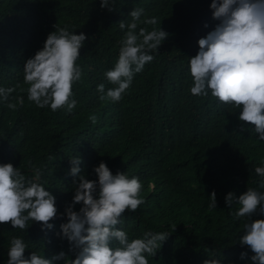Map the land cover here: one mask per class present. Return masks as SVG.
<instances>
[{
  "label": "trees",
  "instance_id": "1",
  "mask_svg": "<svg viewBox=\"0 0 264 264\" xmlns=\"http://www.w3.org/2000/svg\"><path fill=\"white\" fill-rule=\"evenodd\" d=\"M212 0H115L114 10L100 7L101 0H0V87L23 83L24 65L43 48L49 33L69 26L88 39L80 49L81 81L73 85L77 101L71 113L64 108H37L19 89L9 100L22 95L24 105L13 111L0 99V163H11L29 178L32 165L41 170L40 182L56 198L57 217L51 230L41 231L39 222L29 221L26 230L0 224V264H7L12 237L25 240V257L31 252L51 259L60 251L75 259L67 239L61 238L60 214L72 202L74 179L70 160L80 157V175L97 180L93 168L106 163L111 172L136 176L142 183L145 203L136 212L126 211L118 229L130 239L145 232H166L157 254L149 264H252L254 253L239 244L248 217H237L239 204H225L232 192L238 198L248 188L259 187L257 166H264V141L255 126L238 119L240 109L211 95L194 96L189 58L198 50V40L214 30ZM143 8L141 21L153 16L161 22L153 27L168 37L158 54L136 73L118 102L99 99L97 85L105 94L115 87L105 77L119 55L120 41L131 22L128 15ZM208 27L205 28L204 25ZM97 117L96 123L89 119ZM243 124L244 130L241 131ZM216 192V208H210ZM81 204L75 205L79 211ZM253 220L264 219L259 212ZM113 247L118 246L113 242ZM246 252L245 259H241ZM54 264H65L64 260Z\"/></svg>",
  "mask_w": 264,
  "mask_h": 264
},
{
  "label": "clouds",
  "instance_id": "2",
  "mask_svg": "<svg viewBox=\"0 0 264 264\" xmlns=\"http://www.w3.org/2000/svg\"><path fill=\"white\" fill-rule=\"evenodd\" d=\"M115 0H101L100 7L113 11ZM212 17L219 21L214 30L198 40L199 50L189 58L194 96L211 95L225 104L240 109L238 119L255 126L259 141H264V0H212ZM143 8H136L128 15L131 22L121 20L119 28L125 30L120 41L118 59L111 70L105 72L107 80L115 85L105 94V85H97L101 93L99 99L118 102L132 84L136 73L143 71L145 65L158 54V48L168 37L161 27L148 30L138 29V24L155 26L161 22L157 17L141 21ZM208 27L207 24L204 25ZM48 34L43 48L24 65L23 83L14 87H0V99L13 111L24 105V97L9 98L17 89L27 93V100L37 108L50 107L55 112L64 108L71 113L77 101L73 99V85L81 81L82 70L77 64L80 49L84 46L86 35L69 30V26L57 27ZM89 119L96 123L97 117ZM243 124L241 131H243ZM80 157L70 160V175L74 179L72 202L60 215L67 217L61 224L58 235L67 239L69 251L75 254L70 259L60 251L51 259L31 252L25 257L27 244L21 237L14 236L7 252V264H54L64 260L65 264H149L147 256L154 257L169 234L166 232H145L142 238L130 239L125 230L117 228L122 223L126 211L136 212L145 203L141 197L142 183L136 176L127 173L115 175L103 161L93 168L97 180H89L80 175ZM34 177L29 178L20 168L11 163H0V224L10 223L12 228L26 230L29 221L39 222L41 231L51 230L50 221L57 217L56 198L40 182L41 170L29 161ZM255 173L261 178L259 187L264 189V166H257ZM210 208L215 209L216 192L210 196ZM236 202L239 209L235 215L248 217L243 225V235L239 237L241 246H248L254 255L252 264H264V219L252 217L259 212L264 216V191L248 188L238 198L229 192L225 204L229 207ZM81 204L79 211L75 205ZM113 242L118 246L113 247ZM147 254V256H146ZM242 252L241 259H245ZM204 264H219L218 260H206Z\"/></svg>",
  "mask_w": 264,
  "mask_h": 264
}]
</instances>
